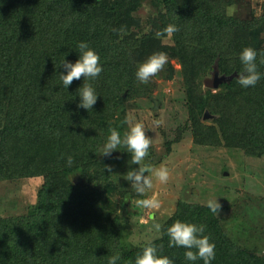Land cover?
<instances>
[{"label": "trees", "instance_id": "16d2710c", "mask_svg": "<svg viewBox=\"0 0 264 264\" xmlns=\"http://www.w3.org/2000/svg\"><path fill=\"white\" fill-rule=\"evenodd\" d=\"M145 1L157 9L147 31L136 15ZM231 4L0 0V180L43 177L38 202L27 213L0 218V264H108L116 254L117 264H134L148 244L162 245L159 254L174 264H203L187 261V249L168 246L167 229L176 220L206 226L205 235L215 243L211 264H264V255L230 236L208 205L182 200L161 226L160 237L123 249L112 218L109 159L100 155L109 127L122 132L124 104L150 90L137 80L138 67L153 53L165 52L166 66L182 76L195 142L264 158V77L255 87H242L238 77L210 85L216 62L220 74L243 70L239 57L245 47L257 51L264 74V4L261 15L247 18L229 14ZM169 24L179 31L165 43L168 35L157 33ZM80 42L99 55L103 67L96 79L86 81L98 95L89 110L78 107L83 77L68 88L59 78L67 74L64 59L73 64L79 59ZM174 58L180 69L171 64ZM206 110L214 116L210 121L203 120Z\"/></svg>", "mask_w": 264, "mask_h": 264}, {"label": "rangeland", "instance_id": "374dc122", "mask_svg": "<svg viewBox=\"0 0 264 264\" xmlns=\"http://www.w3.org/2000/svg\"><path fill=\"white\" fill-rule=\"evenodd\" d=\"M229 1L232 4L227 12L241 18L263 12L264 0ZM156 12L148 1L139 8L136 15L144 31L149 29L148 18ZM163 41L172 43L169 35ZM170 61L175 69H180L175 58ZM164 69L170 70L166 65ZM143 85L144 90H150L134 96L123 106L121 138L132 123L142 122L146 134L153 138L149 155L142 164L154 168L165 165L170 177L167 183H161L152 173H147L152 177V186L143 195L137 194L126 175L139 166L131 163V153L123 145L110 156H104L103 148L109 136L104 134L100 155L109 159L112 169L111 185L115 186L111 196L112 218L119 229L120 247L131 250L160 237L161 229L156 231L154 225L162 226L176 210L179 200L206 205L210 200H217L221 205L218 217L227 233L264 255V158L246 156L237 148L195 142L179 72H173L170 78V71L162 70ZM212 117L205 119L203 116V120L210 121ZM42 184V176L0 180V218L27 213L38 202ZM151 197L160 201L159 208L148 209L138 204L139 200Z\"/></svg>", "mask_w": 264, "mask_h": 264}, {"label": "clouds", "instance_id": "9594fccd", "mask_svg": "<svg viewBox=\"0 0 264 264\" xmlns=\"http://www.w3.org/2000/svg\"><path fill=\"white\" fill-rule=\"evenodd\" d=\"M179 31L174 24L167 25L158 36L172 35ZM80 50L79 59L73 64L65 59L61 66L67 74L60 73L59 78L63 85L68 88L74 80L84 79L83 86L78 89L81 103L78 107L89 110L96 104L98 95L91 83L86 81L96 79L103 71L100 64L99 55L89 47L85 42L78 44ZM257 51L252 47H245L240 54V61L243 64V70L238 74L237 82L244 88L255 87L256 84L264 77L258 70ZM260 64H264V53H260ZM168 55L165 52H155L143 62L136 72L137 80L142 84H147L151 78L164 70L168 63ZM157 124L159 121L156 122ZM109 136L103 148V155L110 156L118 146H126L131 153V163L138 165V169L129 171L126 175L127 181L131 182V187L139 195H143L152 186V177L147 173H152L161 183H167L170 177V171L165 165L154 168L147 164H142L149 155V149L153 143V138L146 133L145 126L142 122L132 123L129 129L124 132L123 138L121 133L112 127H109ZM63 158V157H62ZM73 157L67 156L66 164L71 167ZM107 171L111 172L110 166H106ZM138 204L144 208L155 209L160 207V201L155 197L139 200ZM208 207L211 212L218 216L221 205L217 200L208 201ZM156 231H160L161 225H154ZM205 225L182 222L176 220L168 229L167 234L170 237L169 247H183L187 249L184 257L187 261L195 262L202 260L203 264H211L215 259V243L211 241L210 236L205 235ZM159 248L155 244H148L138 253L134 264H174V261L167 256L159 254ZM121 257L119 254L109 257L108 264H117ZM131 264V262H129Z\"/></svg>", "mask_w": 264, "mask_h": 264}, {"label": "water", "instance_id": "95a60500", "mask_svg": "<svg viewBox=\"0 0 264 264\" xmlns=\"http://www.w3.org/2000/svg\"><path fill=\"white\" fill-rule=\"evenodd\" d=\"M170 78L173 77V71L170 69ZM234 77H238V73L235 71L233 72L232 74L230 75H226V74H220V70H219V67H218V62H216L214 64V69H213V72H212V77L210 78V85L214 86V87H217L220 83L222 82H230ZM156 103V106H157V100L155 101ZM209 117H212L209 113L208 110H206L205 114H204V118H209ZM76 180L78 181V183L81 182V180L79 179V176L76 175Z\"/></svg>", "mask_w": 264, "mask_h": 264}]
</instances>
